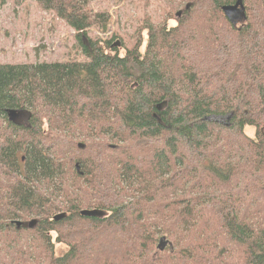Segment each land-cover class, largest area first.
<instances>
[{
	"label": "trees",
	"instance_id": "16d2710c",
	"mask_svg": "<svg viewBox=\"0 0 264 264\" xmlns=\"http://www.w3.org/2000/svg\"><path fill=\"white\" fill-rule=\"evenodd\" d=\"M34 1L82 59L0 64V264H264V0L239 27L185 0L132 46L87 36L112 23L91 0Z\"/></svg>",
	"mask_w": 264,
	"mask_h": 264
},
{
	"label": "rangeland",
	"instance_id": "374dc122",
	"mask_svg": "<svg viewBox=\"0 0 264 264\" xmlns=\"http://www.w3.org/2000/svg\"><path fill=\"white\" fill-rule=\"evenodd\" d=\"M186 3L185 0H91L90 5L96 12L112 16V23L108 34L88 30L87 36L104 41L118 34L121 37L115 42L122 40L124 46H132L135 34L146 17L155 25L175 26V15ZM244 23L238 22L237 26ZM146 37L147 32L144 31V42ZM83 43L87 44L86 39H83ZM81 47L76 32L53 12L40 8L36 1L0 0V64L82 59ZM228 118L212 117L213 121L219 123H226ZM252 133L249 130V134ZM52 236L56 238L55 233ZM24 242L30 244V248L38 244L31 239H23L20 243ZM159 244L160 241L158 249ZM65 250V245L55 243L57 255Z\"/></svg>",
	"mask_w": 264,
	"mask_h": 264
},
{
	"label": "water",
	"instance_id": "95a60500",
	"mask_svg": "<svg viewBox=\"0 0 264 264\" xmlns=\"http://www.w3.org/2000/svg\"><path fill=\"white\" fill-rule=\"evenodd\" d=\"M187 9H189V5L187 6ZM222 11L225 15V17L233 24L234 26H237L238 22H245L247 20L246 17V8L243 4V0H237L235 4L224 6L222 8ZM183 11L180 10L177 12L176 17L180 18L182 16ZM119 43H116L115 46H119ZM168 108V101H164L161 104L157 105V110L159 112H163ZM8 118L9 121L15 124H18L19 120L22 119L24 116L21 112L16 110H8ZM80 149H84L85 145L80 143L79 144ZM81 215L84 217H95V218H102L106 215V213L102 210H83L81 211ZM37 224L36 220H32L29 222H23V221H16L15 225L17 226V229L23 228H30L32 229ZM168 244V241L166 238H162L160 240L159 249L161 251H164L166 246Z\"/></svg>",
	"mask_w": 264,
	"mask_h": 264
},
{
	"label": "flooded vegetation",
	"instance_id": "af4514ba",
	"mask_svg": "<svg viewBox=\"0 0 264 264\" xmlns=\"http://www.w3.org/2000/svg\"><path fill=\"white\" fill-rule=\"evenodd\" d=\"M24 123L23 120H19L18 124L17 125H22Z\"/></svg>",
	"mask_w": 264,
	"mask_h": 264
}]
</instances>
